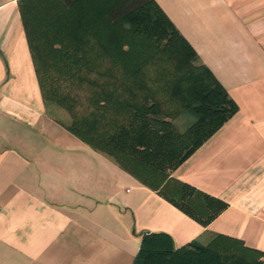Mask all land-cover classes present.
Wrapping results in <instances>:
<instances>
[{"label": "crops", "instance_id": "0c3cea01", "mask_svg": "<svg viewBox=\"0 0 264 264\" xmlns=\"http://www.w3.org/2000/svg\"><path fill=\"white\" fill-rule=\"evenodd\" d=\"M239 106L173 173L202 225L46 113L17 0H0V264H134L145 232L264 251V0H156Z\"/></svg>", "mask_w": 264, "mask_h": 264}, {"label": "trees", "instance_id": "16d2710c", "mask_svg": "<svg viewBox=\"0 0 264 264\" xmlns=\"http://www.w3.org/2000/svg\"><path fill=\"white\" fill-rule=\"evenodd\" d=\"M46 113L204 226L227 203L174 171L239 106L156 0H17ZM64 113V117L59 116ZM134 264H264L211 233L145 232Z\"/></svg>", "mask_w": 264, "mask_h": 264}, {"label": "rangeland", "instance_id": "374dc122", "mask_svg": "<svg viewBox=\"0 0 264 264\" xmlns=\"http://www.w3.org/2000/svg\"><path fill=\"white\" fill-rule=\"evenodd\" d=\"M59 116H61V117H64V113L62 114V113H60V115Z\"/></svg>", "mask_w": 264, "mask_h": 264}]
</instances>
